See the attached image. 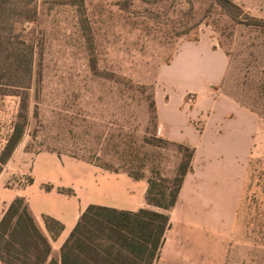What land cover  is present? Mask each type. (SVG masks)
<instances>
[{"label":"rangeland","instance_id":"rangeland-1","mask_svg":"<svg viewBox=\"0 0 264 264\" xmlns=\"http://www.w3.org/2000/svg\"><path fill=\"white\" fill-rule=\"evenodd\" d=\"M65 1L38 0L37 18L26 25L25 37L37 46L33 86L26 112L22 98H0V153L26 114V130L14 152L17 164L23 154L67 157L84 163L87 177L102 190L124 175L75 158L101 164L96 158L104 156L103 162L119 166L114 152L130 157L136 149L150 167L172 177L180 154L155 142L156 137L165 138L151 120V97L156 102L163 96L167 103L170 94L175 105L184 90L197 86L203 94L188 93L179 110L185 115L198 110L190 124L199 136L206 128L210 133L204 157L221 165V176L229 166L244 168L241 201L249 162L260 161L256 176L264 171V0H229L250 17L244 23L221 14L212 0H84L81 23L77 8ZM198 55L226 59L219 80L211 79L208 60L196 62ZM233 108L253 118L252 141L246 136L231 143L227 134L226 140L220 138L222 126L235 117ZM238 120L236 128H243L245 122ZM176 122L184 126V117L179 115ZM144 138L152 146L143 144ZM214 166L208 168L210 179L218 177ZM22 178L18 176L16 186L28 183V176ZM41 178L78 188L86 183L84 173L53 166L45 168ZM224 183L211 191L214 208L223 205ZM242 203L238 219L219 228L212 224L209 231L213 260L220 264H264V207L252 209L243 198Z\"/></svg>","mask_w":264,"mask_h":264},{"label":"trees","instance_id":"trees-1","mask_svg":"<svg viewBox=\"0 0 264 264\" xmlns=\"http://www.w3.org/2000/svg\"><path fill=\"white\" fill-rule=\"evenodd\" d=\"M37 1L0 0V98H22L24 112L28 109L37 53L36 44L25 37V32L28 30L26 25L35 22L37 18ZM157 1L181 3L182 0ZM212 1L221 14L236 23H244L250 19L229 0ZM65 2L77 8L83 23L84 0ZM251 21L257 22L252 18ZM149 111L156 131L159 124L153 97ZM26 125L27 116L24 114L21 122L14 125L0 153V175L21 142ZM154 140L164 146L174 147L180 154V161L172 177H164L156 166L150 167L136 149L135 156L130 157L115 151L114 154L122 162L119 166L103 162L104 156L96 158L102 161L101 164L92 161L93 159H75L112 174L124 175L136 182L145 181L148 186L146 203L155 210L145 208L131 212L89 205L56 258L52 253V244L63 233L64 225L53 217L42 215L43 226H40L27 199L23 196L16 197L0 219V264H153L159 256L165 233L170 226L168 212L176 206L184 179L192 171L196 153V149L187 144L157 137ZM143 144L152 146L146 138L143 139ZM258 163L260 161L249 162L243 187V196L246 197L242 198L245 202L249 200L252 209L259 211L261 206L264 207V179L260 178L264 171L260 172V177L256 176ZM28 183L31 184L32 181L29 180ZM43 189L49 192L53 186L45 185ZM58 193L68 197L75 196L72 189L59 188ZM242 198L238 216L243 204ZM247 209L250 210L248 205Z\"/></svg>","mask_w":264,"mask_h":264},{"label":"crops","instance_id":"crops-1","mask_svg":"<svg viewBox=\"0 0 264 264\" xmlns=\"http://www.w3.org/2000/svg\"><path fill=\"white\" fill-rule=\"evenodd\" d=\"M194 55L196 53L192 52V56ZM197 58L199 59H196V62L209 61L210 70L213 72L211 79H220L226 67V59L218 60L209 55L205 57L198 55ZM195 87L197 86H191L184 90L175 105H173V98L171 99L170 94L167 103L164 102L163 96L160 99L159 96L156 98L159 132L169 141L190 144L196 148V153L192 161V171L184 179L176 206L168 212L170 226L165 233L159 256L153 264H220L219 259L213 260L212 236L209 231L213 229L212 224L219 228L224 223L232 222L236 217L238 219L237 204L240 203L238 201H240L239 195H241L240 190L243 186L244 168L239 169L237 165L229 166L225 175L221 176L223 175L221 165L220 167L219 165L214 166L210 158L204 157V147L210 142V133L207 132L206 128L199 136L196 128L190 124L189 118H197L198 110L192 111V114L189 115H185L179 110L185 95L191 92L203 94L204 89L202 87L198 89ZM231 110L234 111L235 117L222 126L220 138L226 140L227 134L230 141H226L231 143H234V138L243 139L246 136L247 141H252L256 131L253 118L236 108ZM179 115L184 117V126L176 122ZM162 117H164L165 123L162 122ZM238 118L245 122L243 128H236ZM179 129H182L180 133L178 132ZM198 143L201 145L200 148L197 146ZM25 155L21 156L17 164L14 153L12 160L9 161L0 175V219L11 202L16 197L23 196L27 199L30 210L40 226H43L42 215L59 220L64 225V231L58 240L52 244V253L56 258L59 257L61 246L89 205H100L131 212L145 208L155 210L146 203L145 196L148 186L145 181L136 182L121 176L119 180L114 179V182L124 184V186L120 187L118 184L109 183L108 186L103 187L102 190L106 193L103 195L99 185L87 177V169L84 167V163L75 164L72 159L59 157L53 153H39L31 155L29 158ZM26 160H30L29 164H24ZM11 163L13 166L9 167ZM52 166L84 173L86 183L79 188L74 184L55 185L50 182L46 183L48 181L41 178L42 172L45 168ZM212 166L218 175L214 179L208 177L211 175L208 168ZM18 176L23 177L22 180L24 176H28L32 183L16 186L14 182L20 180ZM220 183L225 184L226 190L222 193L225 197L223 205L217 209L212 204L211 191L215 193L214 186L217 188ZM49 184L53 186V189L47 192L43 187ZM59 188L72 189L75 196L68 197L60 194L58 193ZM206 227L209 229L208 231Z\"/></svg>","mask_w":264,"mask_h":264}]
</instances>
